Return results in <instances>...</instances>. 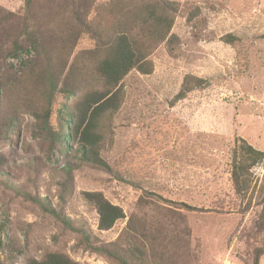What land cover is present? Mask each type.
Instances as JSON below:
<instances>
[{
  "label": "rangeland",
  "instance_id": "1",
  "mask_svg": "<svg viewBox=\"0 0 264 264\" xmlns=\"http://www.w3.org/2000/svg\"><path fill=\"white\" fill-rule=\"evenodd\" d=\"M23 5L0 0V15L24 17ZM73 8L70 0H34L45 46L0 63L1 114L12 122L0 132V264L54 251L79 264H119L89 250L11 184L61 210L99 245L139 247L145 264H264V159L246 194L231 180L239 139L264 152V0L181 1L176 42L155 49L153 73L124 78L119 109L99 121V150L110 169L84 161L71 141L68 152L53 148L34 114L59 46L69 51L57 72V105L76 110L86 92L103 88L93 63L100 44ZM18 30L12 24L1 36ZM62 124L55 114L49 125L56 132ZM84 192H101L125 218L100 230Z\"/></svg>",
  "mask_w": 264,
  "mask_h": 264
},
{
  "label": "trees",
  "instance_id": "2",
  "mask_svg": "<svg viewBox=\"0 0 264 264\" xmlns=\"http://www.w3.org/2000/svg\"><path fill=\"white\" fill-rule=\"evenodd\" d=\"M34 0H24V17L7 11L0 15V63L7 56H17L20 50L41 49L45 46L42 26L37 25L38 16L32 13ZM76 22L80 27L93 33L100 46L99 54L93 59L94 68L103 82V88L86 92L76 110L65 104L57 105V72H60L68 59V46H59L56 56L48 58V89L42 97L38 109L34 111L40 118L44 132L53 148L68 152L70 145H77L84 161L109 168V164L100 154L99 121L108 113L119 109L122 102V82L133 70L151 74L154 64L151 55L157 47L166 43L172 45L177 37L172 33L182 0H108L97 4V0H70ZM96 14L89 18L91 13ZM54 22V19H53ZM17 23V24H16ZM18 25L19 30L5 37L1 36L7 26ZM63 24V23H62ZM61 26H55L59 31ZM69 33L73 29L68 30ZM230 36L224 37V40ZM231 39V38H230ZM231 41V40H230ZM72 49V48H71ZM203 83L202 80H197ZM186 85H188L186 83ZM184 92L180 95L182 96ZM180 97V96H179ZM0 96V132L10 127L12 122L1 114ZM55 114H61L63 124L59 131L50 128ZM70 141L72 142L70 144ZM70 144V145H69ZM52 148V150H53ZM264 159V152L256 149L245 139L238 140L232 153V185L237 192L246 194L252 184V169ZM0 164L2 160L0 157ZM65 170L70 169L65 167ZM10 189L17 195L31 200L50 213L65 228L80 234L85 246L94 252L114 258L119 264H145L143 252L132 245L124 248L120 245H99L86 229L77 227L61 210L49 207L43 200L32 197L24 190L11 184ZM85 199L98 214V228L111 229L119 220L125 218L123 209L111 203L101 192H84ZM187 210H197L185 202H174ZM26 264H79L63 252H49L42 259H29Z\"/></svg>",
  "mask_w": 264,
  "mask_h": 264
}]
</instances>
